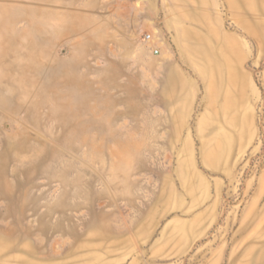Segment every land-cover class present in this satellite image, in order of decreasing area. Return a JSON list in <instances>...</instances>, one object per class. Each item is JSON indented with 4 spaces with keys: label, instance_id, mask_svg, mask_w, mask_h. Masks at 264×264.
Segmentation results:
<instances>
[{
    "label": "rangeland",
    "instance_id": "1",
    "mask_svg": "<svg viewBox=\"0 0 264 264\" xmlns=\"http://www.w3.org/2000/svg\"><path fill=\"white\" fill-rule=\"evenodd\" d=\"M0 264H264V0H0Z\"/></svg>",
    "mask_w": 264,
    "mask_h": 264
},
{
    "label": "built area",
    "instance_id": "2",
    "mask_svg": "<svg viewBox=\"0 0 264 264\" xmlns=\"http://www.w3.org/2000/svg\"><path fill=\"white\" fill-rule=\"evenodd\" d=\"M144 40L149 42V41L152 40V36L150 34H147V35H145ZM153 51H154L155 54H158L159 53V47L155 46Z\"/></svg>",
    "mask_w": 264,
    "mask_h": 264
}]
</instances>
